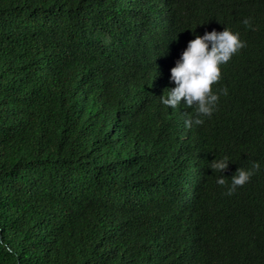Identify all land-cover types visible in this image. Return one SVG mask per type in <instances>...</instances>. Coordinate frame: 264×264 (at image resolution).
Listing matches in <instances>:
<instances>
[{
	"label": "trees",
	"instance_id": "obj_1",
	"mask_svg": "<svg viewBox=\"0 0 264 264\" xmlns=\"http://www.w3.org/2000/svg\"><path fill=\"white\" fill-rule=\"evenodd\" d=\"M225 27L246 46L186 128L170 70ZM0 264H264V0H0Z\"/></svg>",
	"mask_w": 264,
	"mask_h": 264
},
{
	"label": "clouds",
	"instance_id": "obj_2",
	"mask_svg": "<svg viewBox=\"0 0 264 264\" xmlns=\"http://www.w3.org/2000/svg\"><path fill=\"white\" fill-rule=\"evenodd\" d=\"M243 23L251 27L250 18ZM246 46L238 31L225 27L222 31L213 29L205 31L203 35H196L188 41L187 47L171 68L170 81L174 87L166 88L167 92L161 97V103L171 109L181 105L195 108V115L185 119V127L193 128L205 123L204 118H210L216 111L220 93L213 90V85L222 79L221 69L235 54ZM227 94V90H223ZM231 161L227 156L213 159L209 167L220 173L216 182L226 185L224 171ZM261 164L254 161L250 168L239 167L231 176V183L227 185L226 195L231 196L238 187L245 185L253 175L259 172Z\"/></svg>",
	"mask_w": 264,
	"mask_h": 264
}]
</instances>
